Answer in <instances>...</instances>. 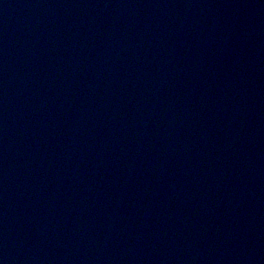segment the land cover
<instances>
[{
    "label": "water",
    "instance_id": "95a60500",
    "mask_svg": "<svg viewBox=\"0 0 264 264\" xmlns=\"http://www.w3.org/2000/svg\"><path fill=\"white\" fill-rule=\"evenodd\" d=\"M0 264H264V0H0Z\"/></svg>",
    "mask_w": 264,
    "mask_h": 264
}]
</instances>
